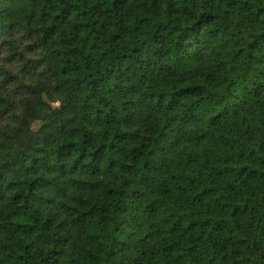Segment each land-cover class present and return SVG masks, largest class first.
I'll return each mask as SVG.
<instances>
[{
  "label": "trees",
  "instance_id": "16d2710c",
  "mask_svg": "<svg viewBox=\"0 0 264 264\" xmlns=\"http://www.w3.org/2000/svg\"><path fill=\"white\" fill-rule=\"evenodd\" d=\"M0 264H264V0H0Z\"/></svg>",
  "mask_w": 264,
  "mask_h": 264
}]
</instances>
